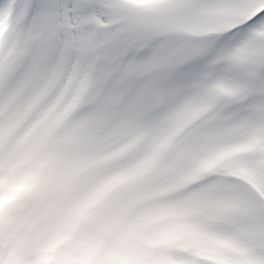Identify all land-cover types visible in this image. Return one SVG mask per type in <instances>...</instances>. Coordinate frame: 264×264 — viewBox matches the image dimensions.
<instances>
[{
	"label": "snow or ice",
	"instance_id": "1",
	"mask_svg": "<svg viewBox=\"0 0 264 264\" xmlns=\"http://www.w3.org/2000/svg\"><path fill=\"white\" fill-rule=\"evenodd\" d=\"M0 264H264V0H0Z\"/></svg>",
	"mask_w": 264,
	"mask_h": 264
}]
</instances>
